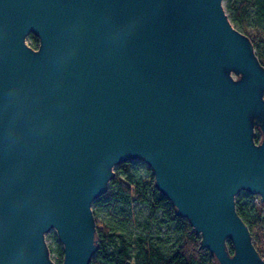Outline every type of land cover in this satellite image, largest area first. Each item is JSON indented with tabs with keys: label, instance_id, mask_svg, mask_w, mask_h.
I'll list each match as a JSON object with an SVG mask.
<instances>
[{
	"label": "water",
	"instance_id": "water-1",
	"mask_svg": "<svg viewBox=\"0 0 264 264\" xmlns=\"http://www.w3.org/2000/svg\"><path fill=\"white\" fill-rule=\"evenodd\" d=\"M128 162L216 264H264L236 209L264 208V66L223 0H0V264H55L52 230L90 264Z\"/></svg>",
	"mask_w": 264,
	"mask_h": 264
},
{
	"label": "trees",
	"instance_id": "trees-1",
	"mask_svg": "<svg viewBox=\"0 0 264 264\" xmlns=\"http://www.w3.org/2000/svg\"><path fill=\"white\" fill-rule=\"evenodd\" d=\"M228 9L234 27L250 38L256 50L257 39L260 41L264 35V0H234ZM29 38L31 47L37 48L38 39L33 35ZM256 55L264 66V58L258 53ZM260 139L258 133L256 142ZM139 166L134 162L119 165L120 173L115 175L106 194L95 204L115 202L123 207H130L133 203L143 204L150 211L146 228L161 219L168 234L161 238L159 230L155 238L133 235L126 230L125 222L117 226H100L96 221L98 250L90 264H216L211 253L201 249V238L194 233L189 222L178 218L172 204L155 188L152 171L147 168V176L144 177ZM253 198L244 192L239 194L236 209L251 232L256 250L264 258L262 240L257 234L260 230L264 234V208L262 204L258 207L252 204ZM94 217L96 220V213ZM228 247L232 254L234 251L230 242ZM52 252L56 255V264H62V246L57 243Z\"/></svg>",
	"mask_w": 264,
	"mask_h": 264
},
{
	"label": "rangeland",
	"instance_id": "rangeland-1",
	"mask_svg": "<svg viewBox=\"0 0 264 264\" xmlns=\"http://www.w3.org/2000/svg\"><path fill=\"white\" fill-rule=\"evenodd\" d=\"M233 1L234 0H223V7L230 21L232 18H231V14H230L228 7ZM260 41L259 39H257L255 51H257L256 53H258L261 56V58H264V35L262 36V39ZM27 44L31 46V41L29 37L27 38ZM134 163L140 164L138 169L140 170L141 174L144 177H146L147 176L146 170L148 166L140 162H134ZM114 173L115 175L120 173L119 166L114 168ZM237 197H236V201H237ZM252 204L256 205L254 203V198L252 199ZM256 206L258 207L259 205H256ZM93 207H94V213L97 214L96 221L100 226L102 225L103 226L105 225L117 226L120 222L121 223L125 222L126 230L129 233H132L133 235L135 234V235L155 238L159 230H160V233L162 234L161 238H165V235L168 234V229L166 225L164 224V222L161 221V219H158L159 220L158 223L154 222L151 225V227L146 228L145 224L148 221L150 211L143 204L133 203L132 206L130 207H123L120 204H117L115 202H106V203H103L102 205H97L94 202ZM257 234L260 235V238L262 240V247H264L263 231L260 230L257 232ZM171 236H172V239H174V236L173 235ZM45 238H46V243L50 249L51 259L56 264L57 262L56 255L52 252V250L56 247V244L59 243L58 238L56 236V232L53 230L50 231L49 233L46 234Z\"/></svg>",
	"mask_w": 264,
	"mask_h": 264
},
{
	"label": "built area",
	"instance_id": "built-area-1",
	"mask_svg": "<svg viewBox=\"0 0 264 264\" xmlns=\"http://www.w3.org/2000/svg\"><path fill=\"white\" fill-rule=\"evenodd\" d=\"M254 197V203L256 205H261V199L259 196H253Z\"/></svg>",
	"mask_w": 264,
	"mask_h": 264
},
{
	"label": "flooded vegetation",
	"instance_id": "flooded-vegetation-1",
	"mask_svg": "<svg viewBox=\"0 0 264 264\" xmlns=\"http://www.w3.org/2000/svg\"><path fill=\"white\" fill-rule=\"evenodd\" d=\"M39 41V40H38ZM38 47H39V43H38ZM38 47L37 48H34V49H38ZM33 48V47H32Z\"/></svg>",
	"mask_w": 264,
	"mask_h": 264
}]
</instances>
